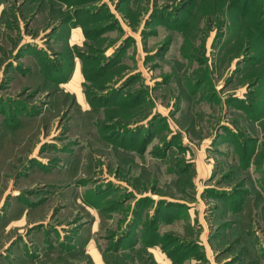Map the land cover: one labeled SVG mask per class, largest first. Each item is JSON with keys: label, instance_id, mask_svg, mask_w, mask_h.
<instances>
[{"label": "rangeland", "instance_id": "1", "mask_svg": "<svg viewBox=\"0 0 264 264\" xmlns=\"http://www.w3.org/2000/svg\"><path fill=\"white\" fill-rule=\"evenodd\" d=\"M32 233L264 264V0H0V264Z\"/></svg>", "mask_w": 264, "mask_h": 264}, {"label": "crops", "instance_id": "2", "mask_svg": "<svg viewBox=\"0 0 264 264\" xmlns=\"http://www.w3.org/2000/svg\"><path fill=\"white\" fill-rule=\"evenodd\" d=\"M34 232V231H32ZM41 232H43V230H41ZM50 235H52L50 233ZM21 236V235H20ZM32 236L30 239H27L29 237L27 236H21L20 238V241L23 239L24 242L27 240L29 242V246L26 245V244H23L22 242H20L19 246H12V251H11V255L10 257H2V260L3 263L2 264H41V261L44 259V256L41 255L40 251H39V248L38 246L36 245V242L39 241L40 239H38L40 236H42V234H37V235H34V233H32ZM38 239V240H37ZM10 241V240H8ZM31 244V245H30ZM18 247V248H17ZM15 252H14V251ZM57 245H53L47 253L51 252L50 255L48 256H52L54 255L55 253L54 252H57ZM18 256V258L16 257ZM13 259V260H12ZM1 260V259H0ZM52 264V263H57V262H54V261H47V262H44V264Z\"/></svg>", "mask_w": 264, "mask_h": 264}]
</instances>
